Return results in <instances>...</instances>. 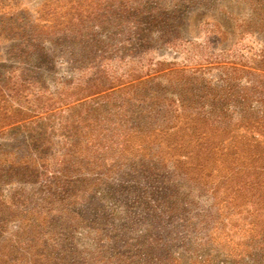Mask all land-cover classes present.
<instances>
[{
    "label": "rangeland",
    "instance_id": "1",
    "mask_svg": "<svg viewBox=\"0 0 264 264\" xmlns=\"http://www.w3.org/2000/svg\"><path fill=\"white\" fill-rule=\"evenodd\" d=\"M0 264H264V0H0Z\"/></svg>",
    "mask_w": 264,
    "mask_h": 264
},
{
    "label": "trees",
    "instance_id": "2",
    "mask_svg": "<svg viewBox=\"0 0 264 264\" xmlns=\"http://www.w3.org/2000/svg\"><path fill=\"white\" fill-rule=\"evenodd\" d=\"M54 28H56V26H52V30H49V31L47 30L48 33H47L46 38H43L42 36H37V37H34V40L36 42H41V43L49 42V41L53 40L54 43L53 42L52 43L58 45L60 42H72L73 40L77 41V39L79 37L78 32L77 33H73V32L67 33V31H65V30L62 31V33L57 34V31H56L57 29H54ZM35 34H36V32H35ZM102 73H104V72H102ZM106 79H107V77H106ZM116 86H119V84L115 85V83L113 84L112 81L103 79L101 81H96L95 83L93 82L90 86L86 87L85 90H83V92L84 93H86V92L97 93V92H102V91H105L108 89H112ZM18 110L19 109H16V111H18ZM19 112H21V111H19Z\"/></svg>",
    "mask_w": 264,
    "mask_h": 264
}]
</instances>
